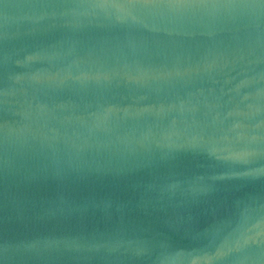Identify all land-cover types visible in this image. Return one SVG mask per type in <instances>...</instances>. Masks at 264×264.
I'll list each match as a JSON object with an SVG mask.
<instances>
[{"label": "water", "instance_id": "water-1", "mask_svg": "<svg viewBox=\"0 0 264 264\" xmlns=\"http://www.w3.org/2000/svg\"><path fill=\"white\" fill-rule=\"evenodd\" d=\"M0 264H264V0H0Z\"/></svg>", "mask_w": 264, "mask_h": 264}]
</instances>
